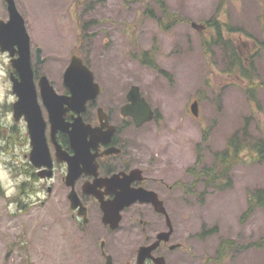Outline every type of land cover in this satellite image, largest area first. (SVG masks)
Returning a JSON list of instances; mask_svg holds the SVG:
<instances>
[{
	"label": "rangeland",
	"instance_id": "374dc122",
	"mask_svg": "<svg viewBox=\"0 0 264 264\" xmlns=\"http://www.w3.org/2000/svg\"><path fill=\"white\" fill-rule=\"evenodd\" d=\"M24 1L29 19L47 9L37 14L49 26L40 33L44 42L67 52L78 46L102 73L112 68L114 86L140 83L161 113L160 122L150 121L145 129L144 149L177 184L176 212L192 237V264H264V243L256 244L264 236V207L241 218L248 193L264 186V160L245 150L224 189L190 186L194 177L187 173L199 153L211 164L212 152L223 150L237 129L245 126L252 139L264 137V0H80L77 10L76 0ZM213 17L233 28L222 24V35L245 57L248 76L228 68L224 41H214L218 32L208 24ZM101 22H113L120 34L107 40L90 36L91 24L93 30ZM93 46L104 56L93 58ZM153 48L154 70L134 55ZM65 56L58 53L49 63L59 68ZM8 65L0 57V97L8 95ZM195 100L198 115L190 109ZM11 160L0 156V264H99L96 250L79 252L73 236L64 234L57 202L26 209V197L14 194ZM227 238L235 245L219 258L217 247Z\"/></svg>",
	"mask_w": 264,
	"mask_h": 264
},
{
	"label": "flooded vegetation",
	"instance_id": "af4514ba",
	"mask_svg": "<svg viewBox=\"0 0 264 264\" xmlns=\"http://www.w3.org/2000/svg\"><path fill=\"white\" fill-rule=\"evenodd\" d=\"M14 1L24 17L26 33L14 31L5 45L8 49L3 50L0 44V57L9 61L10 82L8 95L0 97V156L12 158L14 194L26 197V209L36 203L57 202L64 234L73 236L71 242L79 252L96 250L99 264H107L109 258L111 264H192V237L184 231L176 212L177 184L160 173L159 161L144 149L150 121L138 124L126 112L131 87L139 86L155 112L156 125L161 120L159 110L150 103L140 83H129L124 89L114 86L112 68L105 70L110 72L106 76L78 46L67 52L63 46L44 42L45 33H40L49 26L37 14L43 15L47 9L43 6L45 10L33 12L36 19H29L25 1ZM81 2L76 0V10ZM8 7V0H0L2 22L10 20ZM76 21L77 26L80 21ZM95 25L93 30L90 26V36L96 39L107 40L108 35L114 39L120 34L113 22ZM105 27L110 30L105 31ZM104 47L113 49L111 45ZM97 49L93 46L91 56L103 57ZM148 50L155 54L153 48L134 55L142 61ZM22 53L30 59L34 94L19 106L20 95L14 84L21 80V74L12 60ZM58 53L66 56L61 57L62 66L55 68L49 61ZM74 56L91 68L99 86L84 110L65 99L45 101L40 85L46 75L57 94L70 97L65 71ZM33 134L42 137L45 147L36 149ZM150 191L157 194L162 205L151 200ZM143 247L150 248L146 256L140 253Z\"/></svg>",
	"mask_w": 264,
	"mask_h": 264
},
{
	"label": "water",
	"instance_id": "95a60500",
	"mask_svg": "<svg viewBox=\"0 0 264 264\" xmlns=\"http://www.w3.org/2000/svg\"><path fill=\"white\" fill-rule=\"evenodd\" d=\"M10 20L8 22L0 21V44L2 49H8L5 45L10 43L12 33L14 31H22L26 33V28L24 24V18L22 14L18 11L14 0H8ZM13 65L19 69L21 74V80L15 81L14 90L19 93L20 100L18 105L25 103L31 95L34 94V82L32 68L30 64V59L28 54L22 53L17 61H13ZM65 82L71 91L70 97H64L55 92L53 86L50 84L49 79L46 75H43L40 79V85L45 101L53 98H59L64 100L71 105L74 104L81 105L79 110H84L85 104L88 100L95 98L99 91L98 83L94 80V74L87 64L84 63L83 59L79 56H74L70 61L66 71H65ZM128 98L131 103L126 107V112L134 115L135 120L138 124H142L147 120H151L154 117V111L149 106V103L141 96L140 89L138 85H133L129 91ZM197 101H194L191 105V110L195 115H198ZM33 143L36 149L44 146L42 137L33 134ZM152 195L153 202L155 204H161L162 201L158 199L157 194L154 192H147ZM161 210H165L163 207ZM147 247H143L140 251L142 256L145 255ZM145 258V257H144ZM111 258H109L108 264H110Z\"/></svg>",
	"mask_w": 264,
	"mask_h": 264
},
{
	"label": "trees",
	"instance_id": "16d2710c",
	"mask_svg": "<svg viewBox=\"0 0 264 264\" xmlns=\"http://www.w3.org/2000/svg\"><path fill=\"white\" fill-rule=\"evenodd\" d=\"M161 6H164L162 1H159ZM149 8V7H148ZM161 20V19H159ZM209 26H214L218 32L214 41H224V46L230 57V64L228 68L239 69L244 76H248L244 66L245 57L242 56L237 50L233 39L224 38L222 35V24H225L228 30H233L231 25L226 22L219 21L217 17H213L208 21ZM149 50L144 52L142 61L153 68H157L155 62V55L149 54ZM247 128L244 126L241 129H237L227 138L226 147L223 150H217L212 152V163L206 164L203 160L202 154L199 153L195 165L189 168V172L194 176V183L190 186H195L197 182L203 184L205 188L217 187L219 189L227 188L232 184L230 179L231 170L235 166V163L240 161L242 154L245 150H249L256 160H264V137L252 139L247 135ZM264 207V186L255 188L247 195V208L242 215V220L246 216H251L258 208ZM215 231V229H214ZM212 232V230L207 231ZM264 243V236L259 239L258 246H262ZM235 245V241L231 238L222 240L218 245V257L225 255Z\"/></svg>",
	"mask_w": 264,
	"mask_h": 264
}]
</instances>
